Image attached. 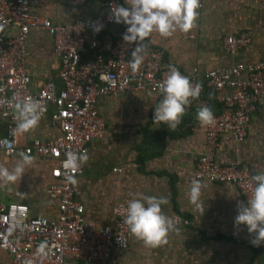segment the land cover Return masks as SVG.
Masks as SVG:
<instances>
[{"label":"crops","instance_id":"obj_1","mask_svg":"<svg viewBox=\"0 0 264 264\" xmlns=\"http://www.w3.org/2000/svg\"><path fill=\"white\" fill-rule=\"evenodd\" d=\"M27 1L32 15L67 24L93 18L105 0ZM117 1L129 6L126 0ZM197 11L199 15L189 32L177 30L171 37L154 32L146 39L145 51L160 50L164 64L185 72L264 63V0H200ZM15 31V26H10L4 33L11 37ZM110 31L117 35L118 25L111 26ZM242 32L249 36V43L232 54L226 52L224 38ZM25 62L32 91L49 81L60 89L58 61L49 34L29 32ZM162 98L161 93L148 91L96 98L94 107L104 122V133L87 146L88 160L75 177L74 197L83 206L82 219L96 228H112L113 206L127 205L141 196L165 198L163 213L168 217L179 215L188 224L171 230L166 245L150 248L130 236L127 248L113 250L105 262L80 264H264V244L253 246L247 227L234 224L237 204L243 201L235 186L199 180L203 212L190 203L194 164L206 152L205 126L200 125L194 112L185 113L174 130L154 124L155 106ZM210 108L217 113L214 104ZM5 132V121L0 119V137ZM59 134L47 113L30 131L17 132V139L23 145L35 139L52 140ZM31 156L34 162L25 167L20 180H0V201L26 204L30 216L55 220L56 201L48 198L46 189L53 182L50 171L56 162ZM216 159L221 164H238L252 176L264 172V92L261 106L250 115L244 140L223 133ZM20 161V156L0 155V166L10 171ZM115 168L117 171H113Z\"/></svg>","mask_w":264,"mask_h":264},{"label":"built area","instance_id":"obj_2","mask_svg":"<svg viewBox=\"0 0 264 264\" xmlns=\"http://www.w3.org/2000/svg\"><path fill=\"white\" fill-rule=\"evenodd\" d=\"M100 6L93 18L58 24L32 15L27 0H0V119L6 127L5 135L0 137V155L19 157L20 152H26L55 160L56 165L50 171L53 182L47 187L46 195L56 201L57 208L56 219L48 220L30 216L26 204L0 201V255H3L0 264L102 263L113 250L126 249L132 236L123 223L126 204L113 206L112 228H96L82 219L83 206L75 200L77 189L67 180L63 162L68 152L84 153L93 139L102 137L104 122L94 107L97 97L125 91L160 94L159 86L166 78L168 65L164 64L160 50L149 49L143 54L139 70L133 73L129 61L135 42L126 43L122 39L128 26L109 19L111 9L121 5L117 0H105ZM93 22L103 25L99 32L93 30ZM113 25L119 27L117 35L110 31ZM10 26H15V34L6 37L4 30ZM31 30L46 32L52 38L60 89L50 81L35 91L30 89L25 57ZM249 41V36L242 32L225 37L223 46L232 54ZM179 71L193 84H202L200 96L191 100L185 113H197L198 108L209 107L208 92L213 93L220 106L219 112L213 113L214 122L205 126L206 152L194 164V178L233 185L247 204L254 187L253 176L238 164L219 163L216 150L225 132L237 141L244 140L250 115L263 102L264 63L237 64L203 72L197 68ZM30 101L39 103L41 116L49 114L50 123L59 130L58 137L18 143L17 132L13 135L18 122L16 106ZM79 173L80 167L69 174L75 178ZM170 218L175 227L188 224L179 215ZM45 242L46 256L38 253L39 246Z\"/></svg>","mask_w":264,"mask_h":264},{"label":"clouds","instance_id":"obj_3","mask_svg":"<svg viewBox=\"0 0 264 264\" xmlns=\"http://www.w3.org/2000/svg\"><path fill=\"white\" fill-rule=\"evenodd\" d=\"M128 7L119 6L111 9L109 19L117 24H125L123 41L135 42L136 47L131 52L129 67L135 73L139 70L145 52V42L152 33L162 37H171L177 30L189 32L194 26L199 13L200 0H126ZM95 32H99L103 25L93 22ZM103 78V77H101ZM162 99L155 106L153 123L164 124L169 129H176L185 115L186 106L191 100L197 99L202 91V84H193L189 77L181 74L175 66L168 65L166 78L159 86ZM18 122L16 132L25 133L37 126L41 115L40 106L36 101L17 104ZM196 119L201 126H210L214 122V114L210 107L202 106L197 109ZM21 161L10 171L0 166V180L15 183L20 180L26 166L34 162V157L26 152H20ZM63 162L65 175L69 182L75 183L73 175L82 164L88 160L84 153L68 152ZM254 187L247 204L238 202V215L234 218L237 228L244 225L252 239L250 243L259 247L264 244V172L252 177ZM202 183L198 179L191 182L188 193L190 203L203 212L200 201ZM167 204L163 197L141 196L128 201L123 223L128 227L132 236L142 241L146 247L157 248L168 243V235L175 227L172 218L162 211V205ZM47 243H42L38 253L47 255Z\"/></svg>","mask_w":264,"mask_h":264},{"label":"trees","instance_id":"obj_4","mask_svg":"<svg viewBox=\"0 0 264 264\" xmlns=\"http://www.w3.org/2000/svg\"><path fill=\"white\" fill-rule=\"evenodd\" d=\"M207 97H208V101H209V107H210L212 104H214V106L217 108V113H218L219 110H220V106H219V104H217V103L215 102V100L213 99V93L208 92V93H207Z\"/></svg>","mask_w":264,"mask_h":264}]
</instances>
